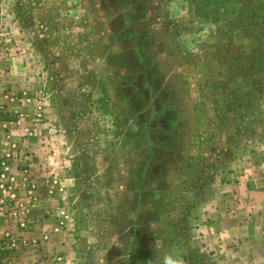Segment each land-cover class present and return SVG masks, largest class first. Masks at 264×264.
<instances>
[{"label": "rangeland", "instance_id": "obj_1", "mask_svg": "<svg viewBox=\"0 0 264 264\" xmlns=\"http://www.w3.org/2000/svg\"><path fill=\"white\" fill-rule=\"evenodd\" d=\"M243 5L264 11L0 0V264H264L210 223L236 175L264 176V38Z\"/></svg>", "mask_w": 264, "mask_h": 264}, {"label": "crops", "instance_id": "obj_2", "mask_svg": "<svg viewBox=\"0 0 264 264\" xmlns=\"http://www.w3.org/2000/svg\"><path fill=\"white\" fill-rule=\"evenodd\" d=\"M255 164H258L256 160ZM241 172L223 190L232 191L233 199L228 202V195L223 197L226 201L221 200L220 206H224L225 211L218 212V223L208 221L214 225L213 230L208 226L212 231L215 229L216 236L222 238L220 242L224 244L223 248L230 243L226 237L236 243L233 249L237 251L238 258L246 262L259 260L264 263V176L249 169ZM214 212L208 211L207 214L211 217Z\"/></svg>", "mask_w": 264, "mask_h": 264}, {"label": "trees", "instance_id": "obj_3", "mask_svg": "<svg viewBox=\"0 0 264 264\" xmlns=\"http://www.w3.org/2000/svg\"><path fill=\"white\" fill-rule=\"evenodd\" d=\"M243 10H248L250 13L245 15L246 19H249V21H253L252 23L249 22V24H252L253 29L252 31L259 33L260 36L264 38V11L260 12L258 15L256 11L252 7H248L243 5ZM254 55L251 56L253 60H255V67L258 68V70H262L264 68V40L262 38L258 39V47L254 50Z\"/></svg>", "mask_w": 264, "mask_h": 264}, {"label": "built area", "instance_id": "obj_4", "mask_svg": "<svg viewBox=\"0 0 264 264\" xmlns=\"http://www.w3.org/2000/svg\"><path fill=\"white\" fill-rule=\"evenodd\" d=\"M8 169V165L7 162L4 158H0V177H4L5 175V171ZM14 180V177L11 176L10 178H6V182L11 183ZM2 181V180H1ZM3 186V183L0 184V187ZM26 191V195L28 197V201L27 204L33 203L36 200V196H35V185L33 183H27V186L25 188ZM28 208H26L27 210ZM25 210V211H26ZM24 212V211H23ZM23 225V223L21 224ZM0 247L3 248H10V242L6 241V242H0Z\"/></svg>", "mask_w": 264, "mask_h": 264}, {"label": "clouds", "instance_id": "obj_5", "mask_svg": "<svg viewBox=\"0 0 264 264\" xmlns=\"http://www.w3.org/2000/svg\"><path fill=\"white\" fill-rule=\"evenodd\" d=\"M124 259V264H127L128 260H129V256L128 253L126 255V257L123 256ZM159 264H186L183 256L177 252L173 251H169L167 253H165L159 260Z\"/></svg>", "mask_w": 264, "mask_h": 264}]
</instances>
